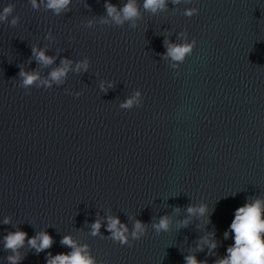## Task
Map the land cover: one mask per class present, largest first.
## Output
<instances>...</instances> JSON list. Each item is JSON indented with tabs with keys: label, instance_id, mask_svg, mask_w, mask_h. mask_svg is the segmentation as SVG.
<instances>
[{
	"label": "water",
	"instance_id": "1",
	"mask_svg": "<svg viewBox=\"0 0 264 264\" xmlns=\"http://www.w3.org/2000/svg\"><path fill=\"white\" fill-rule=\"evenodd\" d=\"M38 3L0 0L19 17L0 22V264H10L4 238L16 231L27 233L18 264L69 254L66 235L95 264L227 257L235 210L264 201V0H167L156 13L136 0L138 18L122 25L105 0H71L59 15ZM193 41L182 61L165 55L166 42ZM33 46L54 62L39 63ZM64 58L72 64L58 84L50 73ZM21 68L39 79L24 87ZM109 217L127 226L128 244L112 239ZM40 232L53 243L38 253L28 239Z\"/></svg>",
	"mask_w": 264,
	"mask_h": 264
},
{
	"label": "clouds",
	"instance_id": "2",
	"mask_svg": "<svg viewBox=\"0 0 264 264\" xmlns=\"http://www.w3.org/2000/svg\"><path fill=\"white\" fill-rule=\"evenodd\" d=\"M43 2V0H41ZM173 3H180V0H172ZM33 8H38V0H30ZM71 0H47L46 7L53 10L56 15H59L62 11L68 9V5ZM167 0H144L143 7L145 10H150L153 13L163 10L166 8ZM104 7L106 9L107 17H110L116 24L122 25L125 21H135L139 16V9L136 4V0H127L121 8H118L115 4L111 3L110 0H105ZM15 5L8 4L3 7L0 11V22H8V17L12 16L14 12ZM195 10H186V15L191 16ZM19 21L18 16H12L10 21L11 26H15ZM105 22H107L105 20ZM91 24V21H89ZM133 26L135 24L133 23ZM192 44L183 45H172L167 44L166 56L171 57L173 60L182 61L186 54L190 53L192 50ZM32 53L36 60L47 66L54 62L55 57H51L45 54L44 49H37L33 46ZM72 61L64 58L61 60V67L53 70L50 73L51 81H55L58 84L66 76L67 72L70 70ZM88 62L85 59L82 62H77L76 70L79 71L81 68L87 71ZM19 75L23 78L22 84L24 87H29L34 84L35 81L39 79V75L36 72H27L21 68ZM45 85L51 86L49 80L43 81ZM103 87V86H102ZM109 87H112L109 84ZM106 91V90H105ZM79 94H77L78 96ZM139 96V92L136 94ZM133 101L128 99L125 103L121 105L122 108L131 107ZM187 212L189 214L199 213L204 215L206 212V206H200L198 208L189 205L187 207ZM262 214H264V201L259 199L253 201L250 204H245L235 210L234 219H232L230 228L232 233H234V244L228 247L227 257L217 261V264H264V240L261 238V233H264V219H262ZM5 224L9 223L6 218ZM170 220L168 216H162L158 223H153V227L159 233L160 231H168ZM185 226L187 225V220L184 221ZM101 223L99 220L95 221L91 225L92 234H99V229ZM108 231L112 234V239L120 242L122 245L128 244L126 233L128 232L127 226L120 223L118 217L108 218ZM145 232L144 224L137 220L134 224V230L131 235L135 239H139L141 234ZM225 238L228 237L229 233L225 232ZM27 233L23 231H16L14 233H9L5 238V249L11 250L14 254L7 257L10 264H18L21 257L18 255L17 250L24 245ZM210 248H216L217 244L215 240L209 242ZM53 240L47 232H40L36 236L28 239V244L35 248L39 253L48 249L52 246ZM63 245H66L73 250L69 254H58L51 257V253L48 255L51 257L47 260V264H95V261L87 253V246L78 247L70 235H66L61 240ZM132 245L129 244V247ZM186 264H204V262H199L194 256L185 257Z\"/></svg>",
	"mask_w": 264,
	"mask_h": 264
}]
</instances>
